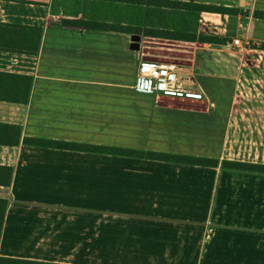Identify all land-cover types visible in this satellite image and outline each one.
<instances>
[{
	"label": "crops",
	"instance_id": "obj_1",
	"mask_svg": "<svg viewBox=\"0 0 264 264\" xmlns=\"http://www.w3.org/2000/svg\"><path fill=\"white\" fill-rule=\"evenodd\" d=\"M181 1L231 8V14L201 11L200 27L259 42L264 51V0ZM110 6L105 0H0V22L41 29L35 53L0 50V72L29 77L24 102L0 100V122L19 126L18 142L0 146V165L10 168L9 183L0 185V199L6 201L0 259L22 261L19 264H219L216 258L223 256L218 249L214 254L211 238L203 234L207 198H196L189 184L179 182L180 175L188 173L186 166L167 168L162 161L21 142L24 136L78 142L79 124L94 122L93 113L100 114V122L109 117L105 114L111 109L112 79L118 90L126 83L128 42L103 39L110 31L63 26L60 21L92 20L96 14L105 20ZM112 61L120 67L118 75L112 72ZM183 70L193 74L191 66ZM138 162L162 166V176L148 164L138 168ZM132 163L135 166L128 168ZM80 193L87 208L79 206ZM187 194L204 207L196 222L179 211V204L189 201ZM224 201L215 199L219 206ZM215 212L222 215L223 210ZM102 214L105 220L102 216L96 224L93 215ZM223 223L218 230L232 232L231 224ZM95 224L100 232L96 226L93 230ZM180 224L184 232L177 231ZM191 225L198 233H187ZM107 228L112 232L105 233Z\"/></svg>",
	"mask_w": 264,
	"mask_h": 264
},
{
	"label": "rangeland",
	"instance_id": "obj_2",
	"mask_svg": "<svg viewBox=\"0 0 264 264\" xmlns=\"http://www.w3.org/2000/svg\"><path fill=\"white\" fill-rule=\"evenodd\" d=\"M110 3V10L105 11V20H99V14L95 20L125 25L138 24L144 18L139 7ZM178 20V12L169 18L172 29L180 28L178 23H172ZM204 28L213 33L212 28ZM104 36L103 39L109 36L111 41L129 42V35L122 33ZM230 40L221 44L226 45L223 49L218 44L207 46L198 42L141 36L138 50H126V83L118 90L113 87L112 79L111 109L105 114L109 117L100 122V114L93 113L94 122L79 124L81 140L78 142L140 147L217 159L216 167H183L188 173L179 177L180 183L193 188L189 190L190 194L198 199L207 198L204 238H211L214 254V249H218L217 254L223 256L216 258L219 264H229L230 261L235 264H264V175L219 168L223 159L264 163V51L260 49L259 42L243 38L241 40L247 43L235 47ZM112 51L116 54L119 49L113 48ZM140 61L174 64L178 68L176 80L186 91L137 93L132 85ZM189 66L193 74L184 73L183 69ZM111 69L116 75L120 73V67L114 61ZM102 162L106 164L109 161ZM145 164L138 162L137 167L151 166L162 176L159 169L162 166L156 168L153 163H147L149 167ZM168 164L167 168L178 169L177 164ZM132 166L135 163L127 164L128 168ZM198 185L200 188L196 187ZM190 194H187L188 202L179 204V211L182 217L191 216L196 222L199 216H203L204 212L200 213L204 207ZM215 199L225 201L219 206ZM79 201L80 207L87 208L81 193ZM218 207L222 208V215L216 214ZM102 216L105 220L103 214L93 215L94 222H102ZM222 223L231 224L228 228L232 232L218 230ZM195 229L191 225L187 233H198ZM177 231L184 232L182 224ZM96 232H100V226ZM108 232L112 229L107 228L105 233ZM250 250L256 253L251 255ZM241 252L243 256H237Z\"/></svg>",
	"mask_w": 264,
	"mask_h": 264
},
{
	"label": "trees",
	"instance_id": "obj_3",
	"mask_svg": "<svg viewBox=\"0 0 264 264\" xmlns=\"http://www.w3.org/2000/svg\"><path fill=\"white\" fill-rule=\"evenodd\" d=\"M112 3L126 4L142 9L144 18L138 24L103 23L92 19H64L63 26H72L85 30L110 31L126 35L138 34L150 38L173 39L187 42L224 44L230 40V34L219 35L210 33L200 27L199 13L210 11L231 14L232 9L222 6H209L192 1L181 0H105ZM178 12L180 20L173 21L180 27L174 30L170 27L169 18ZM158 20L155 19L156 17ZM41 29L36 26L0 22V50L33 54ZM262 46V44H261ZM29 77L20 74L0 72V100L21 103L26 100ZM19 126L0 122V146H13L18 142ZM22 144L39 148L65 149L78 152L105 154L132 159L155 160L174 163L183 166L216 167L217 159L180 152L158 151L140 147L90 144L85 142L51 139L43 137L24 136ZM219 168L227 171H237L264 175V163L244 162L237 160L220 161ZM10 180V168L0 165V185H7ZM6 201L0 199V228ZM5 263H22L10 258H1Z\"/></svg>",
	"mask_w": 264,
	"mask_h": 264
},
{
	"label": "built area",
	"instance_id": "obj_4",
	"mask_svg": "<svg viewBox=\"0 0 264 264\" xmlns=\"http://www.w3.org/2000/svg\"><path fill=\"white\" fill-rule=\"evenodd\" d=\"M242 43H247L238 37H232L230 44L240 47ZM178 68L170 63H151L140 61L137 65L134 83L132 88L140 93H176L185 92L176 80Z\"/></svg>",
	"mask_w": 264,
	"mask_h": 264
},
{
	"label": "water",
	"instance_id": "obj_5",
	"mask_svg": "<svg viewBox=\"0 0 264 264\" xmlns=\"http://www.w3.org/2000/svg\"><path fill=\"white\" fill-rule=\"evenodd\" d=\"M140 39L141 36L138 34L129 35L128 48L132 50H138Z\"/></svg>",
	"mask_w": 264,
	"mask_h": 264
}]
</instances>
